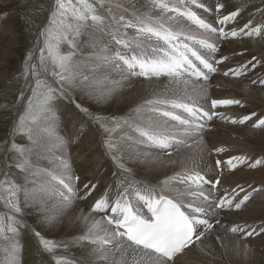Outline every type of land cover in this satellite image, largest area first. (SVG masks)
<instances>
[{"label": "snow or ice", "instance_id": "snow-or-ice-1", "mask_svg": "<svg viewBox=\"0 0 264 264\" xmlns=\"http://www.w3.org/2000/svg\"><path fill=\"white\" fill-rule=\"evenodd\" d=\"M10 15L0 9V43L12 38ZM39 36L38 61L29 52L21 77L27 83L50 65L55 86L36 79L10 133L12 155L0 170V264H24L29 234L37 264H257L253 244L264 243V217L226 224L221 216L249 211L264 199V184L218 193L222 165L255 169L264 158H218L227 149L208 147L205 135L218 118L264 136V114L226 115L218 109L243 108L244 100L209 95L217 73L229 83L257 68L264 73V0H214L212 7L204 0H54ZM243 39L260 42L259 55L222 71L229 57H217L221 43ZM249 79L264 91V74ZM129 90L134 106L127 116L90 110L89 102ZM101 147L108 168L98 161ZM71 149L91 179L81 180ZM68 228L74 231L67 240L44 234Z\"/></svg>", "mask_w": 264, "mask_h": 264}, {"label": "rangeland", "instance_id": "rangeland-1", "mask_svg": "<svg viewBox=\"0 0 264 264\" xmlns=\"http://www.w3.org/2000/svg\"><path fill=\"white\" fill-rule=\"evenodd\" d=\"M207 1L209 0H204L205 3ZM210 1H211V4L207 6L212 7L214 4V0H210ZM53 3H54V0H10V1L0 0V9L10 10L11 12V15L8 17L9 23L7 25V31L12 34V38L10 41H6L5 43H0V60H2L3 56L8 57L7 69H0V170L3 169L5 161H8L9 157L12 155V153L8 150L9 143L11 140L10 133L13 129V125H14L16 118L18 117V115L22 114V109L25 106V102L27 98L29 97L31 90L35 88L36 86V79H39L41 81H47L52 86H55L53 83V77L50 74L51 73L50 65H49L48 73H44L40 71V69L38 68L37 70L40 71V75L35 78L30 77L27 83L21 77L23 66H24L25 60L29 52L34 53L33 61L34 62L38 61V55L35 53H37V41L41 39V37L39 36V33L48 24V19L50 16V11H51ZM26 17H31V19L28 20L26 19ZM252 41H255V40H252ZM243 43L244 42L242 40H235L232 42L230 41V43L225 42L221 44L223 51H228V50L232 51V50H237V49L239 50L238 52L233 53L234 59H232L233 60L232 63L235 65L246 62L247 59H249L253 53L257 55L259 54V48H255V49L254 48H246V49L241 48L240 46L243 45ZM65 47L66 45H61L62 49ZM245 50H248V51H245ZM242 51L244 54L239 55V53ZM229 65L230 63L226 64V66H229ZM219 74H216L215 76ZM261 74H264V73H262V70L260 68H257L255 72H253L252 74L249 73V76L251 78H255L256 76L261 75ZM224 79H225L223 81L224 85H219L218 86L219 88L216 86L217 87L216 89L214 87L209 90L210 98H239V99L244 100V103H245V107L243 108H240L237 106H233L230 108H223L227 110V115H230L233 117H239L242 115H247L253 111L257 112L258 114H261V113L264 114V112H261V109L264 108V101L259 98L254 97L250 93L247 94L244 91V85L247 86V84L250 87L259 89L258 86L251 84L249 77H246V78L241 77L240 80L238 81L233 80L231 83H229L230 78L224 77ZM210 84L211 86L213 85L212 82H210ZM21 92H23L25 95L24 100L20 99ZM73 95L76 96L78 101L82 102L85 99L84 97L80 96L78 93H73ZM64 103H67V102H64ZM89 103H90L91 111H94L97 114L104 115V116L115 115L117 118L127 116L131 112L132 107L134 106V105H130V106L125 105V106H120L118 109H114V107L116 106L114 102L112 103V106L110 108H106L108 106L107 103H103L99 105L92 103V102H89ZM212 124H213V134L205 135L206 144L209 140L211 141V144H207L208 147H211L212 145L223 146L222 144H220L222 143L221 137H226V138H231V139L235 138V139H239L240 141H242L241 143H245L248 146L249 145L251 146V149L240 148V147L237 148L238 149V150L236 149L238 152L237 155H247V156L249 155L248 157L251 161H254L255 159L264 158V155H263L264 154V149H263L264 148L263 146L264 136L263 138H261L260 134L259 135L257 134L247 135V133L244 132V129H240V128H244L243 126L225 124L221 122L218 118L214 119V122H212ZM93 127H96V125H93ZM60 131L66 132L67 130L60 129ZM97 138L102 139V137L99 135L97 136ZM15 141L20 144L26 143V140L19 136L15 137ZM224 147L227 149L226 152L229 155H235V147L231 145H225ZM194 150H195V146L193 147V149L186 150V154H190ZM98 152H99V156H98L99 163L103 164L105 168H108L110 165V161H108V159L105 156H103V148L102 147L99 148ZM225 153L223 154V157H225L224 156ZM70 154H71V157H73L72 158L73 168L81 175V180L84 181L86 178L91 179L92 172L91 171L85 172V169L81 166L79 160L76 159L78 157L76 154V151L74 149H71ZM252 157H253V160H252ZM40 164L41 166H48V161L41 160ZM254 170L255 171L257 170L259 172H262V171L264 172V165H261L255 169L249 168L246 165L239 166L232 173L234 175H236L237 173H244V175L243 174L242 175H243V179L244 178L245 179L241 182H236V185L237 184L242 185L245 188H247L249 185H252L254 187H260V185L262 186V184H264V179H249V178H247L248 180L246 179L247 177L246 174L255 172ZM9 171H10L11 178H18L17 170L11 169ZM163 179H164V176L159 177V181H162ZM159 181H156L153 178L152 182L159 183ZM102 188H103V185H100V187L97 189V192L94 193V196L98 195ZM241 195H243V193H241ZM256 201L255 203L251 204V209H252V210L250 209L251 211L249 210L247 212H242L239 214L240 216L237 215V219L239 221L243 219L245 220L246 218H250V217L253 218L254 215L251 212L255 210V208L257 210V207H255V204H257L258 202ZM5 211L6 209L4 208L3 204L0 203V214H2ZM254 218H258V217L254 216ZM27 219L29 223L33 224V227H40L38 221L33 223V221L35 220L34 215H29ZM62 230L63 229H60L59 232L57 233H53V231H45L44 234L48 238L56 240V241L67 240L66 236L61 237V238L59 237L56 238V236L55 237L50 236V235H61L60 231ZM28 236L31 238L32 242L29 241V242H26V244L24 243V249L29 250V253L31 254L32 258H35L37 256L36 243L30 234ZM28 236H25V237L28 239ZM25 237L23 241H25L26 239ZM253 247L255 248V246ZM256 252L260 253L258 251ZM70 254L75 255L71 249H70ZM260 254L264 256V253H260Z\"/></svg>", "mask_w": 264, "mask_h": 264}, {"label": "bare ground", "instance_id": "bare-ground-1", "mask_svg": "<svg viewBox=\"0 0 264 264\" xmlns=\"http://www.w3.org/2000/svg\"><path fill=\"white\" fill-rule=\"evenodd\" d=\"M6 1V0H5ZM10 1V0H9ZM208 2V1H207ZM201 15H203V16H205L206 18H211L209 15H207L206 13H204V12H202L201 11V13H200ZM231 26V25H230ZM244 43H243V45H241L240 47L241 48H259L260 47V42H258V41H252V40H249V39H243L242 40ZM232 42V41H231ZM230 43V42H229ZM238 46V45H237ZM235 49H237V48H235ZM239 50L237 49V50H228V51H221L219 54H217V57L219 58L221 55H226V56H228L229 57V59L227 60V61H225V63L224 64H222V65H220V68H221V70L223 71V70H227V68L228 67H235V66H239L240 64H233L232 62H233V60L232 59H234V55H233V53L234 52H238ZM245 51H248V50H245ZM251 51V50H250ZM243 52V51H242ZM256 52V51H255ZM251 54V53H250ZM1 55H3V54H1ZM259 55V54H258ZM8 57L7 56H3L2 57V60H0V69H7V66H8ZM242 60H244V59H242ZM10 63V62H9ZM227 63H230V65L229 66H226V64ZM217 74H219V73H217ZM250 77V76H249ZM246 78V77H245ZM225 79H224V77L221 75V74H219V75H217V76H213L212 77V79H211V81L210 82H212V86L210 87V89H212V88H214L215 87V89L219 86V85H224L223 84V81H224ZM211 85V84H210ZM249 85H251V84H249ZM217 86V87H216ZM221 87V86H220ZM243 87V86H242ZM219 88V87H218ZM222 88V87H221ZM243 90V89H242ZM244 91H245V93H247V94H251V95H253L254 97H256V98H259V99H261V100H263L264 101V91H260L259 89H256V88H253V87H250V86H248V84H247V86L246 85H244ZM131 93V90H129L128 92H126L124 95H123V97H121V96H117L116 98H114V99H112L111 101H109V102H107V107L106 108H110L111 106H112V103L114 102L115 104H116V106L114 107V109H118L120 106H127V105H132V95L130 94ZM220 93V92H219ZM137 99H139V93H137ZM109 103V104H108ZM218 111H221V112H223V113H225L226 115H227V110H225V109H223V108H220V109H218ZM261 112H264V108H262L261 109ZM262 114V113H261ZM214 122V121H213ZM243 127L244 128H240V129H244V132H246L247 133V135H252V133L250 132V130H249V128H248V126L247 125H243ZM239 128H237V129H239ZM257 135H259V133H257ZM261 136V135H260ZM237 138V137H236ZM261 138H263V136H261ZM221 141H222V143H220V144H222L223 146H225V145H231V146H233V147H235V155H237L238 154V152H237V148H248V149H251V146L249 145H247V144H245V143H241L242 141H240L239 139H235V138H233V139H231V138H226V137H221ZM263 141H264V138H263ZM263 146H264V143H263ZM237 149V150H236ZM264 149V148H263ZM230 150V149H229ZM240 152H241V150H240ZM74 153V152H73ZM192 153V152H191ZM190 153V154H191ZM190 154H188V155H190ZM262 154V153H261ZM264 155V154H263ZM74 156V155H73ZM225 157H223V154L220 156V157H218V158H221V159H224V160H227L228 158H229V156H231V155H229L227 152L225 153V155H224ZM249 156V155H248ZM73 158V157H72ZM76 159H78L79 160V158L77 157ZM212 157H208V156H205V162H207V163H209V164H211V162H212ZM74 160H75V158H74ZM252 160H253V157H252ZM75 163V162H74ZM76 164H78V163H76ZM222 167H224V173H223V176H222V185H221V188H220V192L218 193V194H222L225 190H229V189H231L232 187H235L236 186V182H241V181H243L244 179H243V175H244V173H237L236 175H234L232 172H229L228 170H227V168H226V166H224V165H222ZM259 169V168H258ZM260 169H262V168H260ZM252 171V170H251ZM250 171V172H251ZM255 171V170H254ZM90 174V173H89ZM243 174V175H242ZM159 175V174H158ZM247 175V177H246V179L247 178H249V179H264V172L262 171V172H259V171H255V172H251V173H247L246 174ZM160 176H162V175H160ZM248 180V179H247ZM246 180V181H247ZM245 181V182H246ZM247 184V183H246ZM249 184V183H248ZM238 185V184H237ZM258 186V185H257ZM261 186V185H260ZM257 200V201H256ZM255 201L256 202H258L257 204H255V207H257V210H256V208H255V210H253L251 213L254 215V216H256V217H258V218H254V216H253V218H246L245 220L243 219V220H241V221H239L238 219H237V214H232V215H230V216H227V217H225V216H221V219L223 220V222L224 223H229V221H231V222H234V223H243V222H245V221H247V222H249V223H251L252 221H255L256 223H259L260 222V219H261V217H264V199H256ZM253 208V207H252ZM254 209V208H253ZM252 210V209H251ZM250 210V211H251ZM250 213V212H249ZM250 213V214H251ZM239 215V214H238ZM240 216V215H239ZM245 217V216H244ZM243 218V217H242ZM59 230L60 229H56V230H53V233H57V232H59ZM74 231V229L73 228H68V229H63L62 231H60V233H61V235H50V236H52V237H55L56 236V238L57 237H59V238H61V237H67L66 239H70L71 237L68 235L69 233H71V232H73ZM26 238V237H25ZM27 239V238H26ZM25 239V241H23V243H25L26 244V242H32L31 241V238L28 236V239L26 240ZM253 246H255V248H256V251H258V252H260V253H264V243H262L261 241H259V239L258 238H256V241H255V243L253 244ZM262 249V250H261ZM73 252H74V254L77 256V257H79L80 256V253H81V250L79 249V248H72L71 249ZM32 253V252H31ZM260 253H257L256 252V256H255V261L257 262V264H261V262L262 261H264V256H262ZM38 257V258H37ZM39 261V256H38V254H37V256L35 257V258H32V256H31V254L29 253V250H25L24 249V264H37V262ZM214 264H219V262H214Z\"/></svg>", "mask_w": 264, "mask_h": 264}]
</instances>
